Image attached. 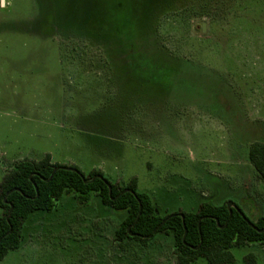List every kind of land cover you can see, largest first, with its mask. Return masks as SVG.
<instances>
[{
    "label": "rangeland",
    "instance_id": "rangeland-1",
    "mask_svg": "<svg viewBox=\"0 0 264 264\" xmlns=\"http://www.w3.org/2000/svg\"><path fill=\"white\" fill-rule=\"evenodd\" d=\"M254 142L264 0H0V183L50 155L118 186L137 179L163 216L227 200L255 220ZM124 218L97 197L62 199L31 215L0 264H178L170 234L118 241ZM231 252V264H264L262 245Z\"/></svg>",
    "mask_w": 264,
    "mask_h": 264
},
{
    "label": "trees",
    "instance_id": "trees-1",
    "mask_svg": "<svg viewBox=\"0 0 264 264\" xmlns=\"http://www.w3.org/2000/svg\"><path fill=\"white\" fill-rule=\"evenodd\" d=\"M249 159L264 181V143H252ZM69 197L80 205L97 197L114 213L125 214L115 235L120 242L131 238L147 243L160 233L172 235L178 264H192L200 258L209 264H231L233 248L264 246V216L252 220L238 204L229 209L228 202L204 201L196 212L163 216L153 197L139 191L137 179L118 186L101 171L86 175L76 166L52 163L47 155L41 161L14 163L0 183V261L22 247L31 215L53 212ZM246 261L256 264V256L250 254Z\"/></svg>",
    "mask_w": 264,
    "mask_h": 264
},
{
    "label": "water",
    "instance_id": "water-1",
    "mask_svg": "<svg viewBox=\"0 0 264 264\" xmlns=\"http://www.w3.org/2000/svg\"><path fill=\"white\" fill-rule=\"evenodd\" d=\"M2 3H4V1H2ZM203 31H206V25L204 24L203 25ZM235 206V203H233V202H228V207H229V209H231L232 207H234ZM230 214L232 215V212L230 211Z\"/></svg>",
    "mask_w": 264,
    "mask_h": 264
},
{
    "label": "crops",
    "instance_id": "crops-1",
    "mask_svg": "<svg viewBox=\"0 0 264 264\" xmlns=\"http://www.w3.org/2000/svg\"><path fill=\"white\" fill-rule=\"evenodd\" d=\"M202 202H203V201L200 202L199 207H200V205H201ZM223 202H225V200H224ZM223 202L218 203V204H214V205H221V204H224ZM226 202H227V200H226ZM235 204H236V203H235Z\"/></svg>",
    "mask_w": 264,
    "mask_h": 264
}]
</instances>
